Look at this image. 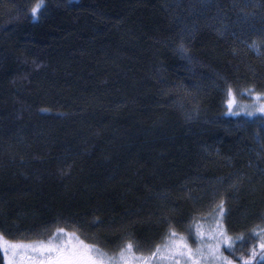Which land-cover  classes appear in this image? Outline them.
I'll list each match as a JSON object with an SVG mask.
<instances>
[{
    "label": "trees",
    "instance_id": "16d2710c",
    "mask_svg": "<svg viewBox=\"0 0 264 264\" xmlns=\"http://www.w3.org/2000/svg\"><path fill=\"white\" fill-rule=\"evenodd\" d=\"M261 98L264 0H0V233L150 254L223 200L264 264Z\"/></svg>",
    "mask_w": 264,
    "mask_h": 264
},
{
    "label": "snow or ice",
    "instance_id": "6c2138e0",
    "mask_svg": "<svg viewBox=\"0 0 264 264\" xmlns=\"http://www.w3.org/2000/svg\"><path fill=\"white\" fill-rule=\"evenodd\" d=\"M36 12V9H33V13ZM183 48V45H181ZM260 112H264V106L259 108ZM251 114V113H249ZM216 212L218 215L223 218L226 215V210L224 207V201L221 200L216 207ZM102 221L96 220L93 221V224H100ZM219 225V220L217 221ZM55 233L52 239L48 242H36L33 244H24V243H11L6 241L3 233H0V254H3L7 264H12V261L8 260V254L11 252L12 256L15 257L21 250L31 251L34 253H43L46 259L41 261V264H134L135 260L140 259L144 260L145 264H148V261L143 257L137 258L135 256L136 244L129 240L122 245L119 252L112 256H108L105 253H102L99 248L95 245L85 244L84 241L79 239L77 232L81 227L75 221L66 218H60L56 221ZM64 225V226H61ZM68 226H73L76 231L69 232L67 230ZM198 236L201 234L198 230ZM220 239L217 241L216 245L208 246V255L215 259L217 256H220L223 264H232L226 257H223L219 253L218 245L225 241L229 242V247H231L230 238L227 237V230H223L219 233ZM264 236V232L260 234ZM56 239H62V243H56ZM166 242L163 244H157L154 246V249L150 252V256L154 259L159 256L161 261L165 258H171L173 261L183 258L185 256L189 258H194L197 255L203 256L204 253L201 248H197L194 252L192 248L188 245L187 241L178 236V233L169 225L168 235L165 238ZM261 255H264V240H261L259 244ZM55 255H52V254ZM95 254V255H94ZM252 254L255 256V247L252 249ZM50 257V259H49ZM243 264H248V260H244L241 257Z\"/></svg>",
    "mask_w": 264,
    "mask_h": 264
},
{
    "label": "rangeland",
    "instance_id": "374dc122",
    "mask_svg": "<svg viewBox=\"0 0 264 264\" xmlns=\"http://www.w3.org/2000/svg\"><path fill=\"white\" fill-rule=\"evenodd\" d=\"M260 100L263 101L264 98H261ZM261 106H264V101L262 104L260 102H257L255 107H253L252 112H254V114H256L257 112H260L259 108ZM261 113H264V112H261ZM215 210H216V208H215ZM220 218L221 217L218 215V213L212 209L211 211H209L205 214L199 215L197 217V219L193 222V226L190 227L191 230L189 228V230L192 232V234L178 233V236L183 237L187 241L188 245L192 248V250L194 252L196 251L197 248H201L203 253H204L203 256L197 255L194 258H189L187 256H185L183 258H179L178 264H223L222 260L220 259V256H217L215 259H213V257L208 255V246L209 245H216L217 241L220 239L219 233L224 230L222 228V226H220L221 225L220 224L221 223ZM218 220H219V225L217 224ZM198 230H199V233L201 234L200 236H198V234H197ZM256 230L258 231L259 234L264 232V220H263L262 224L259 226V228H257ZM52 238H50V239H52ZM260 238L264 240V236L260 235ZM49 240L42 241V242L46 243ZM55 242L56 243H62V239H56ZM165 242H166V240L163 239L161 244H163ZM84 243L87 244L86 242H84ZM29 244H33V243H29ZM88 245H90V244H88ZM223 245L228 246L229 242L225 241V242L220 243L218 245L219 253H220L221 246H223ZM134 251H135V256L137 258L143 256L148 261V264H177V261H173L171 258H165L164 260L161 261V258L159 256H157L153 259L150 256V254H146L144 252H139L137 250H134ZM101 252L107 254L108 256H112L114 254H117V253L110 254L107 251H103V250H101ZM28 254L35 255L39 260H44V258L46 259V257L44 256L43 253L38 254V253L31 252V251L26 252V251L21 250L15 257H13L11 252H9L8 260L12 261V264H25L24 263V260H25L24 257L28 256ZM52 255H55V254L53 253ZM49 259H50V257H49ZM262 262H264V260ZM134 264H145V261L137 259V260H135Z\"/></svg>",
    "mask_w": 264,
    "mask_h": 264
}]
</instances>
